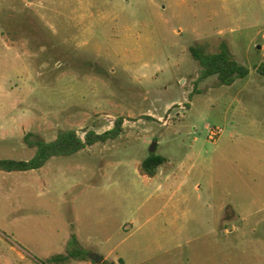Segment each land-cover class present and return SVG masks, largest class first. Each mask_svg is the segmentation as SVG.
<instances>
[{"label": "rangeland", "instance_id": "rangeland-1", "mask_svg": "<svg viewBox=\"0 0 264 264\" xmlns=\"http://www.w3.org/2000/svg\"><path fill=\"white\" fill-rule=\"evenodd\" d=\"M223 43L249 77L199 80L191 49ZM262 62L264 0H0V159L125 118L115 141L0 172V264H46L67 218L116 264H264Z\"/></svg>", "mask_w": 264, "mask_h": 264}, {"label": "trees", "instance_id": "trees-1", "mask_svg": "<svg viewBox=\"0 0 264 264\" xmlns=\"http://www.w3.org/2000/svg\"><path fill=\"white\" fill-rule=\"evenodd\" d=\"M194 59L201 67L199 80L217 76L221 85L231 86L238 79H246L250 69L239 64L232 58L225 43L221 44L220 51L215 54L201 53L198 49H191ZM258 74L264 78V62L256 67ZM125 118L120 117L114 121V127L105 133L87 131L82 139L74 130L61 131L52 142L41 139L31 140L30 135L25 137L26 145L35 150V155L30 160L0 159V172L25 173L42 169L53 158H66L95 146L115 141L124 132ZM168 162V159L156 153L150 154L139 167V174L149 178L157 176L159 169ZM91 262L98 264H116L105 260L103 257L93 255L79 242L77 236L72 234L68 244L67 254H58L49 258L46 264H67L69 261ZM120 262L123 261L120 259Z\"/></svg>", "mask_w": 264, "mask_h": 264}, {"label": "crops", "instance_id": "crops-1", "mask_svg": "<svg viewBox=\"0 0 264 264\" xmlns=\"http://www.w3.org/2000/svg\"><path fill=\"white\" fill-rule=\"evenodd\" d=\"M85 152V151H84ZM52 160V159H51ZM48 164V163H47ZM46 164V165H47ZM45 165V166H46ZM44 166V167H45ZM43 167V168H44ZM139 171V170H138ZM48 185H47V183H44L43 184V188L44 189H46V188H48L47 187ZM64 196V195H63ZM61 202L63 203V204H66L65 203V199L63 198V199H61ZM51 203V202H50ZM72 204V208H71V211L73 212V213H75V206H74V203H71ZM66 222H65V228H66V233L64 234V236H63V238H62V250H61V252L59 253V254H67V249H68V244H69V241H70V239H71V236H72V234H75L76 236H77V238H78V240H79V242L81 243V245L86 249V250H88V251H91V250H89L90 249V247L91 248H93V245H91V246H89L90 244H88V241H86V243L87 244H85V242H84V240H83V238L78 234V232H76V231H78L77 230V221H76V218L72 221L70 218L68 219L67 218V220H65ZM94 254H103V253H101V252H99V251H94L93 252ZM56 255H58V254H56ZM77 262H80V261H74V260H71V261H69L67 264H76ZM90 264H92V263H90Z\"/></svg>", "mask_w": 264, "mask_h": 264}, {"label": "water", "instance_id": "water-1", "mask_svg": "<svg viewBox=\"0 0 264 264\" xmlns=\"http://www.w3.org/2000/svg\"><path fill=\"white\" fill-rule=\"evenodd\" d=\"M258 48H260V47H258ZM157 146H158V143H156V142L153 143L151 148H150V152L155 153V151L157 150ZM102 262H103V260H99L98 264H101Z\"/></svg>", "mask_w": 264, "mask_h": 264}, {"label": "built area", "instance_id": "built-area-1", "mask_svg": "<svg viewBox=\"0 0 264 264\" xmlns=\"http://www.w3.org/2000/svg\"><path fill=\"white\" fill-rule=\"evenodd\" d=\"M221 133H222V131H211L210 139L214 140V137L215 138L218 137Z\"/></svg>", "mask_w": 264, "mask_h": 264}]
</instances>
